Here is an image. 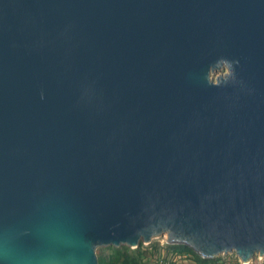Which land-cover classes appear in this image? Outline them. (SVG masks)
Listing matches in <instances>:
<instances>
[{"label":"water","instance_id":"water-1","mask_svg":"<svg viewBox=\"0 0 264 264\" xmlns=\"http://www.w3.org/2000/svg\"><path fill=\"white\" fill-rule=\"evenodd\" d=\"M161 235L264 257V0H0V264Z\"/></svg>","mask_w":264,"mask_h":264},{"label":"trees","instance_id":"trees-1","mask_svg":"<svg viewBox=\"0 0 264 264\" xmlns=\"http://www.w3.org/2000/svg\"><path fill=\"white\" fill-rule=\"evenodd\" d=\"M97 253L99 264H151L152 261L156 264H179L183 260L194 264H220L223 261L220 257L204 258L185 244L166 243L160 247L152 242L147 247L140 243L137 248L110 246ZM261 264H264V260Z\"/></svg>","mask_w":264,"mask_h":264},{"label":"rangeland","instance_id":"rangeland-1","mask_svg":"<svg viewBox=\"0 0 264 264\" xmlns=\"http://www.w3.org/2000/svg\"><path fill=\"white\" fill-rule=\"evenodd\" d=\"M226 71H227V68L224 67L223 69H220L217 72H212V77L214 79H216L219 75L224 74ZM152 242L159 245L160 247H162V246L166 245V243H167L166 236L161 235V236L153 239ZM140 243L145 244L143 241H141ZM149 244H145V246L147 247ZM110 246H113V245L101 246L98 248L97 251H101V250L106 249L107 247H110ZM217 257H220L223 260L222 263L220 262V264H239V263L244 264L241 262L240 258L234 252L233 253H227V254H220ZM217 257H215V258H217ZM263 260H264V257H260L259 255H255L254 258L250 262L245 263V264H261L263 262ZM151 264H156V262L152 261ZM177 264H178V262H177ZM179 264H194V263H186L185 261H182V262H179Z\"/></svg>","mask_w":264,"mask_h":264},{"label":"crops","instance_id":"crops-1","mask_svg":"<svg viewBox=\"0 0 264 264\" xmlns=\"http://www.w3.org/2000/svg\"><path fill=\"white\" fill-rule=\"evenodd\" d=\"M181 261H182V260H181ZM183 261H185L186 263H188L187 260H183Z\"/></svg>","mask_w":264,"mask_h":264}]
</instances>
